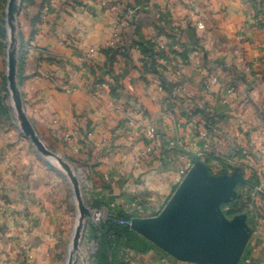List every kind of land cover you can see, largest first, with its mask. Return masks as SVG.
Returning a JSON list of instances; mask_svg holds the SVG:
<instances>
[{
    "label": "crops",
    "instance_id": "1",
    "mask_svg": "<svg viewBox=\"0 0 264 264\" xmlns=\"http://www.w3.org/2000/svg\"><path fill=\"white\" fill-rule=\"evenodd\" d=\"M25 1L21 94L40 139L58 147L60 156L76 168L105 173L101 183L95 182L100 187L103 181L110 184V172L120 179L141 171L144 164L135 157L148 144V125L153 124L160 137H172L161 118L164 108L176 114L178 138L194 150H201L210 138L217 152L237 155L244 150L241 159L251 172L249 184L263 188L255 198L258 208L252 207L247 218L252 236L244 264H264L261 0ZM116 30L120 41L111 48ZM91 49L96 50L92 59ZM193 109L215 121L216 129L205 139L198 133L204 129L185 116ZM0 119V264H24L28 254L33 257L29 264H66L75 227L69 230L61 222L67 176L45 161L15 121ZM227 139L234 145L225 147ZM112 142L120 144L111 155L116 161L99 167L77 164L78 156L91 155L94 144L103 148ZM173 178L177 183L181 177ZM93 179L87 177L89 186ZM50 181L59 190L50 192ZM68 185L73 194L70 181ZM133 185L123 182L127 188ZM127 199L125 193L116 198L118 212L128 213L121 207ZM73 200L76 205L74 194ZM95 226L89 225L83 241L94 242ZM99 247L97 240L90 264H96ZM123 247L124 264H187L139 234Z\"/></svg>",
    "mask_w": 264,
    "mask_h": 264
},
{
    "label": "rangeland",
    "instance_id": "2",
    "mask_svg": "<svg viewBox=\"0 0 264 264\" xmlns=\"http://www.w3.org/2000/svg\"><path fill=\"white\" fill-rule=\"evenodd\" d=\"M25 2V0L21 1V11L17 21V37L20 46L19 59H21V52L23 53L24 48L26 46L25 41L22 37L23 20L26 16V11H24L26 9V7L24 6ZM263 2L264 1L261 0L260 12L264 15V6L262 5ZM7 4L8 0H0V115L8 117V119L15 121L18 126L17 128L20 129V125L16 120L14 108L11 103V92L9 90L7 80V52L9 47V32L6 20ZM160 60L161 62H164V60ZM18 80L21 89V73L19 72V68ZM205 114L207 113H203L201 109L188 110V112L185 114V116H187L188 118H193V122L196 125L197 129H204L203 131H198L199 135L204 139L207 138V135L209 133H213L212 131L216 129L215 121L212 122L210 118L212 117V115ZM161 118L163 119L165 125H167L166 130L171 134L172 137H170L169 139L165 136L160 137L157 128L153 124H150L146 127V131L150 126L155 128L156 138L155 140H151L147 136V146L143 150H141L138 157H135V159L139 163L144 164V166H142L143 168L141 169V171H130L125 174V178L124 176H121L120 179H118L117 177V172H110V184L105 183L103 181V186L100 187V185H95V182L101 183L100 176L105 175V173L101 174V171L97 172L95 169H88V171H85L79 166L78 168H76V165L73 163L70 164L75 169L74 171L79 176L80 180L83 179L86 181V185L84 187L81 186V188L86 206L90 208L92 214L88 223V227L91 224H100L103 221H99L100 216L104 217L106 220L108 216L118 213L116 209V198L121 197L123 193H125L128 198L127 202L122 201L124 205L121 206H126L125 209L128 212L124 213L126 216L134 218H141L139 217L141 215L150 216L149 218L158 216L163 211V209L165 208V206L167 205L179 185L185 179V177L181 175V171L188 166V163L190 161L194 163V166L197 161L204 163L205 166L208 168L209 173L215 177H220L224 175L230 176L236 173L242 175L244 180L246 181V184L239 185L237 187V197L235 199H232V203L230 202L228 204L222 205L221 208L224 213V216L228 221H232L235 217L241 215H247L248 218L252 207L258 208L255 198L258 197L260 190H263V188L259 185L249 184V176L251 172L245 170L246 159H241V156H244V150L242 151V153L239 151L238 154H241L240 156L238 154L233 155L226 149V151L217 152L215 149V142L211 138L210 141L205 142L201 150H194L192 146L187 145L183 140H180L178 138L176 129L178 126H180V123L178 121V118L176 117V114L173 111L164 108L161 112ZM0 120L3 121L4 119ZM203 132L205 136L201 135V133ZM43 143L49 151L53 152L58 156L61 155L59 154L58 147L49 143V140H46ZM230 143L231 145H234V140L227 139L224 143V146L228 147ZM110 144L107 145V147L103 148H99L94 144V147L91 148L93 149L92 153H90L91 155H87L86 157L78 156L76 158L77 164L82 165L84 163H90V165L92 164V166L99 167L101 165H104L108 161H116L117 157L114 156L113 160V157L111 155L112 153L116 152V149H119L120 144L115 142H112ZM206 147L207 151H205ZM107 157L110 160H106ZM235 158H239V160L236 161ZM45 161L50 162V159L45 158ZM255 173H257L258 177L260 178L259 172ZM174 174H177L179 177H181L179 181H177V183L174 181ZM89 175L91 178L98 179V181H95L93 179L94 185L92 184V186H89L87 182V177ZM63 178L65 179L66 195L64 201L62 200V206L64 207L65 205L66 209H63L65 213H62V215H64V218L61 220V222L63 225L67 223L66 227L68 228L69 226V230H71L76 224L78 216V206L77 203L75 205V202L73 200V194L70 190V186L68 185L69 181L66 177ZM46 180H49L47 176H45V181ZM124 180L134 185L131 187L128 186L127 188L123 186ZM49 184L50 185L48 187L50 192H52L54 189L55 192L56 189L59 190V188L56 186L55 188H53L51 181ZM89 198H91L92 201ZM229 204H231V206H229ZM74 205L76 207H74ZM241 210L242 212L239 214H232L233 212ZM95 242L97 244V239L95 238L94 242L86 240L83 241L81 245L82 255L78 257L77 264H90L89 256L96 249ZM116 245L113 249L110 250L109 257H111L115 263H118L121 258H124L126 256V254H121V249H124L122 245ZM165 254L167 256H170L167 253ZM29 256H31V254L26 255L23 259L24 264H29L32 261L33 257L30 258ZM246 256L247 254L245 251L240 264L245 263Z\"/></svg>",
    "mask_w": 264,
    "mask_h": 264
},
{
    "label": "water",
    "instance_id": "3",
    "mask_svg": "<svg viewBox=\"0 0 264 264\" xmlns=\"http://www.w3.org/2000/svg\"><path fill=\"white\" fill-rule=\"evenodd\" d=\"M21 1L8 0L6 10L9 32L7 80L11 103L26 138L41 156L58 165L71 183L78 216L66 264H77L92 214L84 201L79 176L67 161L46 148L27 116L18 80L17 21ZM242 184H246L242 175L215 177L204 163L197 161L163 211L152 218H133L131 229L179 262L240 264L252 230L247 224V215L228 221L221 207L237 197V187Z\"/></svg>",
    "mask_w": 264,
    "mask_h": 264
},
{
    "label": "trees",
    "instance_id": "4",
    "mask_svg": "<svg viewBox=\"0 0 264 264\" xmlns=\"http://www.w3.org/2000/svg\"><path fill=\"white\" fill-rule=\"evenodd\" d=\"M229 206H231V204H229ZM241 212L242 210L233 212L232 214H239ZM130 220H132V217L118 212L108 216L107 219L103 220L98 226L93 227L95 238L100 243L99 250L96 254V264H102V262L103 264H124L122 258L118 263H115L113 259L109 257V252L116 244V246H129L130 243L137 238L138 234L127 224L122 223Z\"/></svg>",
    "mask_w": 264,
    "mask_h": 264
},
{
    "label": "built area",
    "instance_id": "5",
    "mask_svg": "<svg viewBox=\"0 0 264 264\" xmlns=\"http://www.w3.org/2000/svg\"><path fill=\"white\" fill-rule=\"evenodd\" d=\"M263 6H264V2H263V4H262ZM253 17H254V19H256V20H259V18H258V16H257V12L254 10V14H253ZM199 27L201 28V29H203L204 28V26L203 25H199ZM119 41H120V30H116V33L114 34V37H113V40L110 42V44H109V47H111V48H116L117 46H118V43H119ZM95 53H96V50L95 49H91L90 51H89V54H88V58H93L94 57V55H95ZM146 135L148 136V138L149 139H151V140H155V138H156V132H155V128L154 127H148V129H147V131H146ZM201 135L202 136H205V134H204V132L203 133H201ZM205 151H207V147L205 148ZM194 167V163H192L191 161L188 163V166L185 168V169H183L182 171H181V175H183L184 177H186L187 175H188V173L190 172V170L192 169ZM100 216V215H99ZM100 219H99V221L100 220H105V218L104 217H99ZM131 221L132 220H130V221H128V222H122V223H125V224H127L129 227H131ZM30 258H32V256H29Z\"/></svg>",
    "mask_w": 264,
    "mask_h": 264
}]
</instances>
